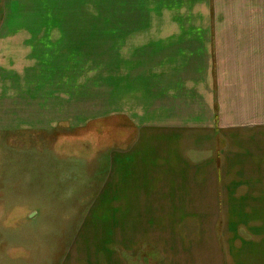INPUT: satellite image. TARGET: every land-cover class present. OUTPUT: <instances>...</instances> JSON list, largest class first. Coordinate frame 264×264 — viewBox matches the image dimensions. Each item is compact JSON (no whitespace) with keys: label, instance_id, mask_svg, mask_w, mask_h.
<instances>
[{"label":"crops","instance_id":"crops-1","mask_svg":"<svg viewBox=\"0 0 264 264\" xmlns=\"http://www.w3.org/2000/svg\"><path fill=\"white\" fill-rule=\"evenodd\" d=\"M113 117L125 134L83 263L119 213L120 254L264 264V0H0V247L15 133ZM0 264L31 259L0 250Z\"/></svg>","mask_w":264,"mask_h":264},{"label":"rangeland","instance_id":"rangeland-1","mask_svg":"<svg viewBox=\"0 0 264 264\" xmlns=\"http://www.w3.org/2000/svg\"><path fill=\"white\" fill-rule=\"evenodd\" d=\"M78 44L80 55H84L82 49L86 50L85 46ZM96 70L102 71V68ZM96 80L102 81L101 78ZM93 122L77 125L67 121L64 126L53 129L17 131L14 144L10 139V152L5 153L9 152L15 166L16 212L9 213L15 234L5 232L0 247L5 258L24 257L31 259V264H73L75 261L79 264H120L122 256L126 261L122 264H151L150 259L143 258L144 249L134 255L124 251L120 254V250L115 249L118 236H110L109 231L119 213H111L113 216L104 219L106 226L102 232L105 233L101 235L107 240L98 246V251L96 248L87 254L91 256L84 263L81 261L84 253L90 251L82 238V224L93 207L98 211L103 207V200L97 196L102 194L106 183L107 191L114 185L105 161L110 153L108 150H118L125 134L120 139L117 118ZM89 179L90 187H87ZM106 206L110 208L108 202ZM88 224V234L93 242L97 231L93 232L94 228ZM0 226H4L3 219Z\"/></svg>","mask_w":264,"mask_h":264},{"label":"trees","instance_id":"trees-1","mask_svg":"<svg viewBox=\"0 0 264 264\" xmlns=\"http://www.w3.org/2000/svg\"><path fill=\"white\" fill-rule=\"evenodd\" d=\"M102 120H103V119H98V120H94V122L102 121ZM104 121H106V120H104ZM94 122H93V123H94ZM93 123H92V124H93Z\"/></svg>","mask_w":264,"mask_h":264}]
</instances>
